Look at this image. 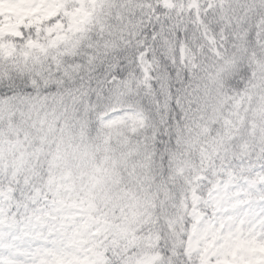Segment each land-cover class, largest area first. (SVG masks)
I'll list each match as a JSON object with an SVG mask.
<instances>
[{"label": "snow or ice", "instance_id": "obj_1", "mask_svg": "<svg viewBox=\"0 0 264 264\" xmlns=\"http://www.w3.org/2000/svg\"><path fill=\"white\" fill-rule=\"evenodd\" d=\"M0 264H264V0H0Z\"/></svg>", "mask_w": 264, "mask_h": 264}]
</instances>
